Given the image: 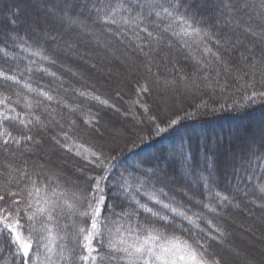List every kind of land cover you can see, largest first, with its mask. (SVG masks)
<instances>
[{"label":"trees","instance_id":"trees-1","mask_svg":"<svg viewBox=\"0 0 264 264\" xmlns=\"http://www.w3.org/2000/svg\"><path fill=\"white\" fill-rule=\"evenodd\" d=\"M262 2L0 0V71L20 81L0 77V114H20L19 119H5L0 124V132L7 129L15 138L0 136V182L7 179L11 166L27 170L30 175L34 169L42 172L38 178L41 184L55 174L62 189H71L74 182L86 187V178L103 174V170L77 156L76 150L91 159V152L103 153L115 158V167L104 185L109 193L106 216L118 219L112 209L120 213L137 207L127 197L111 195V186L121 181L123 174L135 187H139L137 180L143 182L144 187L136 194L141 203L163 214L160 205L145 195L163 188L167 195L161 199L166 203L174 202L189 216L196 214L193 218L199 217L200 227L216 236V240L179 217L175 218V225L183 224L185 229L203 237L210 251L224 257L226 264H264V254H256L257 260L240 258L241 253L250 249L257 253L264 247V192L259 187L264 185V102L242 100L250 90L242 88L243 81L238 79L242 72L236 71H247L241 54L249 60L262 58ZM225 3L235 6L232 17L251 26L256 36L229 22ZM97 8L101 11L97 12ZM163 8L173 16L169 17ZM112 9L116 10V24L105 19V13L111 15ZM137 13L142 14L139 26L133 19ZM181 15L194 18L189 22L203 30L201 37L181 39L172 35L173 30H181L180 21L174 19ZM125 19L133 22L125 23ZM170 25L171 29L164 31ZM145 27L163 38L159 51L151 53V57L141 51L143 48L148 52L153 47L152 38L142 31ZM217 52L231 72H226L216 60L213 53ZM149 58L151 72L146 68ZM126 71L131 72L129 79L119 77L112 81L115 73ZM155 74L162 80L176 81L163 94L169 99L170 108L161 103L158 89L154 88L150 96L139 91L137 82L146 77L151 81ZM257 89L264 90L259 85ZM94 96L100 99H93ZM142 104L148 107V113ZM186 112L192 115L158 135L147 118L156 116L163 127V121ZM86 119H94L95 127L84 123ZM21 120L30 123L25 126ZM65 134L69 139H65ZM25 136H32L33 140L23 139ZM56 140L73 150L60 147ZM146 169H156V174H149ZM12 175L18 177L19 171ZM223 196L231 202H221ZM139 212L143 222L156 223L167 232L175 228L156 221L142 209ZM60 223L70 225L71 220L62 218ZM175 232L187 235L179 228ZM245 242H251L252 248L247 250ZM69 247H73L71 242ZM38 251L40 260L36 261L33 252L30 264H42L45 250L41 247ZM0 264H22L6 235L0 236Z\"/></svg>","mask_w":264,"mask_h":264},{"label":"snow or ice","instance_id":"snow-or-ice-1","mask_svg":"<svg viewBox=\"0 0 264 264\" xmlns=\"http://www.w3.org/2000/svg\"><path fill=\"white\" fill-rule=\"evenodd\" d=\"M175 7H179V5ZM223 7L230 13L227 17L229 22L238 28H242L244 33L257 35V32L253 31L251 26H246L239 19L232 17L231 13L235 7L234 5L225 3ZM241 7H247V5ZM261 8H264V2L261 3ZM96 11L99 12L101 9L97 8ZM163 11L169 17L173 16V13L167 8H163ZM115 15L116 10L112 9L111 15L105 13V19L109 23L116 24L117 21L113 18ZM156 15L159 16L160 13H156ZM65 16H67V13H65ZM141 18V13H137L136 17L133 18L137 26H139ZM261 18L264 19V15ZM174 19L180 21L181 30L179 32L173 30V36L181 39L184 37H201L203 30L194 27L189 22L190 19L194 18H186L181 15L174 17ZM72 22L75 23L76 21L72 20ZM132 22L133 20L125 19V23ZM169 29H171V25L164 31ZM142 31L147 34V37L152 38L150 43L153 47L148 52H144L143 48H141V51L145 57H151V53L159 51L163 38L158 34L154 36L153 32L149 31L147 27L143 28ZM261 39L264 40V36ZM216 43L220 44V41L217 40ZM185 45H187V41H185ZM221 48H225V46L221 45ZM205 50L211 52V49ZM225 50L227 49L225 48ZM35 54L39 55V53ZM213 55L223 65L226 72L232 71L219 52L213 53ZM241 55L243 60L246 61L244 67L247 68V71L236 69L237 72H242L238 79L243 81L242 88L250 90L248 95L242 97V100L250 103H256L258 100L264 102V90L257 89V85L260 89H264V51H262V58L259 60L255 57L249 60L247 56ZM146 68L148 72H151L152 58L148 59ZM0 77L4 80L20 82L15 76L7 75L3 71H0ZM137 83L141 94L150 96L154 88L158 89L161 94V103L166 105L167 100L163 94L172 89L176 81L162 80L158 74H155V78L151 81L146 77L142 82L138 81ZM24 86L30 89L29 85L25 84ZM81 95H84V93H81ZM48 99H52V97L49 96ZM93 99L99 100L100 98L94 96ZM101 103L107 104V101H101ZM141 107L144 108L145 113L149 112L147 106L142 104ZM190 115L192 113L186 112L184 116H175L165 120L163 121V127H161V122H157L156 116L148 115L147 118L154 124L155 134L158 135L179 125L183 119ZM19 117V113H16L14 117L0 114V124L5 119H19ZM36 120L39 121V117H36ZM20 122L25 126L30 123V121L25 122L23 120ZM72 123L75 124L76 121H72ZM84 123L95 127L94 119H86ZM95 123H98V121ZM0 136L12 138L7 129L0 132ZM23 139L31 141L33 137L25 136ZM65 139H69L67 134H65ZM141 140H143L142 137ZM16 142L19 143V141ZM55 142L62 148L67 147L68 151L73 150L68 145L61 144L60 140ZM4 144H8V139L4 140ZM79 147L82 149L83 145ZM90 154L94 159L84 155L79 149L76 150L77 156H83L89 164L101 168L103 174L88 176L86 187H80L74 182L71 189H62L60 180L55 174L50 179L46 177L48 182L41 184L38 178L43 175L42 172L34 169L33 174L30 175L27 170L11 169V166H9L10 171L6 174L7 179L0 182V236H7L9 244L14 246L15 253L21 257L22 264H30L33 252L36 253V261H39L40 253L38 249L41 247L45 250V258L42 264H77V262H82V264H106V262H115V264H121V262L123 264H226L224 257L210 251V245L203 237L196 235L190 229H185L183 224L175 225V218L179 217L199 232L205 233V229L201 228L197 222L199 217L193 218L196 214L189 216L186 210L176 206L174 202L166 203L161 199V196L167 195L164 193L163 188L153 191L151 194L145 193L150 201L160 205L163 210L162 214V211L154 210L147 203H141L139 199H136V194L144 187L143 182L137 180L136 183H139V187H135L133 181L124 178L122 174L121 181L111 186V195L113 197H127L134 201L137 207L132 211L122 210L120 213H115L112 209V215L118 216V219H111L106 216L105 212L109 210L107 206L109 193L104 185L108 180L111 169L115 167V164L112 163L115 158L97 152H91ZM16 171H19L18 177L12 175V172ZM79 171L83 173L84 169L81 168ZM146 172L155 175L156 169H146ZM33 175L36 177L35 179L32 178ZM25 178H28L27 181H25ZM13 186L15 190H13ZM259 187L260 191L264 192V185ZM217 195L220 194L217 193ZM223 201H229L228 196H223L221 202ZM205 207L210 208L209 205H205ZM139 209L150 214L156 221L164 222L167 227L175 225V228H179L187 235H176L175 228L171 232H167L164 227H157L156 223L141 221L139 219ZM210 210L215 211L214 208H210ZM62 218L71 220V224H61ZM208 223L211 224V221H208ZM216 231L219 232L220 229L217 228ZM205 236L211 240L217 239L210 232L205 233ZM69 242L73 244V247H69ZM54 256L56 259H53ZM32 264H35V262H32Z\"/></svg>","mask_w":264,"mask_h":264},{"label":"rangeland","instance_id":"rangeland-1","mask_svg":"<svg viewBox=\"0 0 264 264\" xmlns=\"http://www.w3.org/2000/svg\"><path fill=\"white\" fill-rule=\"evenodd\" d=\"M105 56V55H104ZM106 57V56H105ZM104 58V57H103ZM116 60V59H115ZM131 72L130 71H126L125 73H115V75H113L112 76V81H118L119 80V77L120 78H126V79H129L131 76ZM167 100V104H166V106H168L169 108H170V101H169V99H166ZM173 107V106H172ZM258 240L260 241V240H262V238H259L258 237ZM263 240H264V238H263ZM245 243H246V245H245ZM244 244H243V246H245L246 248H247V250H248V248H252V243L251 242H245ZM250 251H251V249H250ZM249 250H248V252L247 253H241V256H240V258L242 259V260H257V257L254 259V257L255 256H257L256 254H264V247H262V248H259V251L256 253V252H254L253 250L250 252ZM251 256V257H250Z\"/></svg>","mask_w":264,"mask_h":264}]
</instances>
